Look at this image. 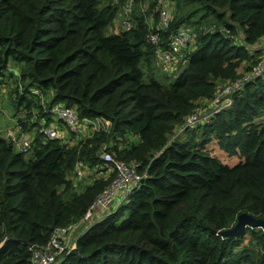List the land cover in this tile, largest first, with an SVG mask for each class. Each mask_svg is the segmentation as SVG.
<instances>
[{"label":"trees","instance_id":"obj_1","mask_svg":"<svg viewBox=\"0 0 264 264\" xmlns=\"http://www.w3.org/2000/svg\"><path fill=\"white\" fill-rule=\"evenodd\" d=\"M143 1L133 2L131 29L108 33L119 9L109 0H0V75L14 76L9 61L19 68L25 91L16 84L12 103L21 129H35L28 152L0 135V264H28L29 245L83 216L114 176L103 175L102 145L145 176L55 264H264V228L218 234L241 213L264 220V72L206 124L170 140L188 114L258 62L252 45L264 37V0H171L161 40L180 26L196 40L167 84L153 70ZM31 87L46 106L61 103L110 127L73 144L44 139L32 115L50 117L39 96L26 95ZM212 139L242 161L228 166L211 155ZM79 161L96 175L77 190L70 176Z\"/></svg>","mask_w":264,"mask_h":264},{"label":"built area","instance_id":"obj_2","mask_svg":"<svg viewBox=\"0 0 264 264\" xmlns=\"http://www.w3.org/2000/svg\"><path fill=\"white\" fill-rule=\"evenodd\" d=\"M109 1L119 6L116 17L120 18L118 20L120 28L122 30L131 29L133 27L134 0ZM151 3L152 0H145L141 4L142 11H150L147 16V24L150 28L147 40L154 47L156 64L166 68L169 76L171 65L179 68L181 64L185 63L183 54L195 44L196 33L188 26H180L174 33L169 35L167 41H162L160 33L168 28L173 18L172 1L155 0L152 8L149 9ZM213 29L214 26L210 28L211 31ZM252 49H258L261 52L258 62L237 79L225 82L216 90L210 101H203L193 112L188 114L183 125L179 128L181 131L185 128H194L206 124L214 114L231 104L232 94L240 91L245 82L253 80L264 72V37L256 41L252 45ZM10 69L7 68L8 71H11ZM13 74L18 79L19 71L13 70ZM17 86L19 93L25 91L20 82ZM26 95L39 96L44 107V113H47L50 117V122L47 124L44 117L38 118L36 111L32 115V119L38 123L37 131L44 139H60L63 142L73 144L76 142V137H82L79 134L85 133L86 135L83 137H86L93 132L106 131L110 127V122L100 117L80 118L73 107L60 103L46 106V100L42 98L39 89L35 87L29 88ZM58 123H62L67 128L66 133ZM68 132L74 133V138L69 137ZM34 135L35 131H23L19 121L16 120L1 136L10 142L16 151L28 152ZM101 158L107 167V171L114 173L112 180L99 193L81 218L67 225L55 227L45 243L29 245L30 258L28 264H55L66 251L74 246L80 232L92 223L97 216L105 213L118 198H124L145 176V173L138 172L137 163H128L115 158L106 145L101 147ZM87 171V165L79 161L73 169V178L76 181H81ZM107 171L103 174L104 176L107 175Z\"/></svg>","mask_w":264,"mask_h":264},{"label":"rangeland","instance_id":"obj_3","mask_svg":"<svg viewBox=\"0 0 264 264\" xmlns=\"http://www.w3.org/2000/svg\"><path fill=\"white\" fill-rule=\"evenodd\" d=\"M189 9H192L193 6H188ZM173 15H174V11H173ZM120 18L117 16L115 21H113V23L108 27L109 29L107 30L108 33H112L115 31H119L121 30L120 28V23L119 20ZM193 20H195L193 18ZM214 25L209 24V25H203V30L205 29H209L211 27H213ZM206 27V28H205ZM241 34V33H240ZM241 35L240 37L237 38L238 41H240ZM260 56H261V52H260ZM185 63L181 64V66H179V68H176V66H172L171 65V74L169 76L168 73L166 72V68H163L161 66H158L156 64V61H153V70L155 69V73H156V78L160 80V82L167 84L172 82L179 70L182 69V67H184ZM8 67L11 68L10 70L13 72V70H17L19 71V68L16 67L11 61H9L8 63ZM8 71V70H7ZM9 72H5V74H1L0 75V107H1V113H0V134L2 135V133L9 127H11L14 122H16L18 117H21L22 114L21 112L17 113L15 112V107H14V103H12L13 99H14V88L16 87V79L15 77H9L8 76ZM61 104V103H60ZM202 104V103H201ZM18 121V120H17ZM59 126L62 128V130L64 131V133L67 132V128L65 126L62 125V123H58ZM32 131H35V129H33ZM183 131H181L179 128H175L174 130V135L170 138V140L174 139V138H183ZM80 136H85L86 134H79ZM77 138V137H76ZM77 139H80V137H78ZM206 149L210 152L211 155H213L214 157L218 158L222 163L228 165V166H233L237 163H239L240 161H242V158L239 157L238 155H229L228 153H226L220 146L219 144L216 142V140L212 139L210 142H208L206 144ZM107 171V167H104V173H106ZM110 172L107 171V174H109ZM95 173L94 172H85L84 177L82 178L81 181H76L73 176H70V178L73 180V182L77 185V190H79L80 188H82V186L86 185L89 181H91V179L93 177H95ZM237 222V219H236ZM236 224V223H235Z\"/></svg>","mask_w":264,"mask_h":264},{"label":"water","instance_id":"obj_4","mask_svg":"<svg viewBox=\"0 0 264 264\" xmlns=\"http://www.w3.org/2000/svg\"><path fill=\"white\" fill-rule=\"evenodd\" d=\"M247 227L264 228V220L255 219L247 213H241L237 217V222L232 228L220 231L218 232V234L223 236H234L240 233L241 231H244V229Z\"/></svg>","mask_w":264,"mask_h":264},{"label":"crops","instance_id":"obj_5","mask_svg":"<svg viewBox=\"0 0 264 264\" xmlns=\"http://www.w3.org/2000/svg\"><path fill=\"white\" fill-rule=\"evenodd\" d=\"M166 76H168V75H166Z\"/></svg>","mask_w":264,"mask_h":264}]
</instances>
